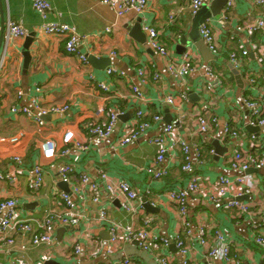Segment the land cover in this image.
Instances as JSON below:
<instances>
[{
  "label": "crops",
  "instance_id": "1",
  "mask_svg": "<svg viewBox=\"0 0 264 264\" xmlns=\"http://www.w3.org/2000/svg\"><path fill=\"white\" fill-rule=\"evenodd\" d=\"M52 11L50 20L63 21L70 24L80 35V48L83 52L97 57H109L111 64L97 67L91 61L84 63L77 55L67 52L65 39L50 35L40 29L41 17L33 8V0H2L0 3V61L4 54L3 67L0 70V136L14 135L24 132L25 136L17 145L0 141V169L17 172V182L12 186L8 181H0V201L7 198L18 199L17 214L23 218L42 220L50 209L63 212L67 209L60 199L61 193L74 198L82 194L81 176L89 174L97 177L101 170L110 176L127 180L134 187L142 202V210L137 216L124 210L119 198L113 197L101 187V199L93 202L85 197L81 203L83 218L74 226L57 225L55 239L48 244L33 245L31 236L22 232L13 233V243L6 241L0 246V264H46L47 260H56L63 264H117L122 255L133 258L131 264H158L157 255L163 246L156 247L152 253L139 249L136 242L124 244L122 251L107 252L110 237L109 229L113 222L123 226L133 225L135 228L144 226L149 216H155L153 232L168 238L171 242L168 251L177 261L188 264H203L206 260L204 249L195 240L196 220L205 219L211 234L217 229L233 242L232 253L240 259L241 264H263L264 249L253 240V232L248 218H235V210L225 205L216 204L207 197L208 188L219 175L230 179L248 174L254 181V190L244 199L249 201L254 210H264V169H250L245 172L233 170L230 160L238 149L256 150L264 155V126L257 132L247 129L248 111L242 102L246 84V72L238 69L242 83L230 68L228 52L218 59L205 61L192 40L186 47L192 48L196 69L184 80H178L167 68L168 60L149 47V39L145 33L148 47L130 35L131 26L141 19V26L149 25L160 33L161 40L170 52L173 60H180L183 50V39H188L194 14L188 4L190 0H181L185 10L175 22H170L169 13L178 10L174 0H149L147 10L138 16L135 12L118 15L112 8L99 0H49ZM225 8V7H224ZM264 16V7L255 4V0H236L235 6L224 14V22L211 17L206 22L212 25L219 43H225L228 51H239L241 46L251 48L252 43L264 45V31L252 35L249 40L245 34L237 31L239 24ZM11 18L20 22L29 32L34 33L27 45V37L6 38V22ZM106 28H111L107 32ZM88 37V38H87ZM5 38V39H3ZM29 48L31 60L25 62V48ZM251 51L250 59H246L245 69L256 67L255 56ZM1 64V63H0ZM211 65L223 74L222 87L215 93L204 90L206 67ZM116 67L125 72V77L108 76L107 69ZM146 71L145 82L137 74L138 69ZM155 73L160 78L154 77ZM105 81L110 91L106 92L94 81ZM137 85L143 94L142 99L136 96L133 86ZM43 88V105L52 103L68 104L70 108L64 113H50L43 116L44 124L28 118L26 115H13L10 106L18 104L36 94V88ZM23 92L22 100L17 92ZM189 93L188 101H181L182 92ZM168 96L176 98L175 103L166 101ZM105 106L106 110L120 108L121 114L114 131L105 139L91 134L87 125L94 121L105 122L108 115H97V109ZM209 109V116L218 117V124L212 125L207 132H198L196 113H204ZM141 108L145 119L151 122L139 139L120 145L118 139L124 135L134 122L136 111ZM122 115V116H121ZM155 115H162L163 121H154ZM183 117L184 122L178 126L179 136L186 140L191 148L196 143L203 144L205 149L204 166L196 169L201 175L203 189L188 197L187 207L192 223V235L186 236L179 227L178 205L166 196L171 187H181L186 183L188 173L182 169L183 155L178 146H171L165 155L162 165L167 167L168 174L163 179H153L145 169L151 166L159 152V145L153 139L162 133L164 123L176 122ZM225 123L238 126L241 137L223 136ZM198 132V134H196ZM68 133H72L73 141L65 142ZM54 140L58 149H69L63 156L57 151L52 158L42 155L43 141ZM218 140L222 146V155L215 153L213 141ZM79 141L87 149L76 147ZM262 146V148H258ZM243 148V149H242ZM210 150H213L212 154ZM13 155L22 157V165L12 160ZM45 167V184L39 192L29 188V178L34 164ZM65 163H72L75 171L70 175L65 187L61 186L59 168ZM233 189L225 196V201L234 197ZM75 199V198H74ZM150 203V208L145 206ZM107 213V221L98 216L101 210ZM264 216L263 214H261ZM37 228L38 223L32 221ZM178 235L182 236L187 252H181L175 246ZM9 237V236H8ZM213 240V239H212ZM211 240V241H212ZM98 242H103L99 244ZM81 245V252L76 253L74 246ZM25 247L24 249L22 247ZM215 264H225L214 259Z\"/></svg>",
  "mask_w": 264,
  "mask_h": 264
},
{
  "label": "built area",
  "instance_id": "2",
  "mask_svg": "<svg viewBox=\"0 0 264 264\" xmlns=\"http://www.w3.org/2000/svg\"><path fill=\"white\" fill-rule=\"evenodd\" d=\"M102 4L112 8L118 15H125L128 12H135L138 16L143 14L149 5V0H99ZM212 0H190L189 8L195 14L204 4L211 3ZM236 0H227L224 14L228 15L229 11L235 6ZM174 4H178L177 11L169 13L170 22L175 23L180 17L181 12L185 10L181 0H174ZM255 4L264 7V0H255ZM33 8L41 17L40 29L50 35L60 36L65 39V48L67 52L77 55L84 63L89 62L88 53H85L80 48V41L86 38L76 32L75 28L68 23L58 20H50L49 15L52 11V5L49 0H33ZM144 31L147 33L149 39V47L158 52L162 57L169 59L167 68L178 80H184L187 75L196 69L198 60L195 59L192 48H187L182 54L180 60H173L170 57V52L160 37L159 31L154 27L142 24ZM237 31L242 32L252 40V35L260 31H264V16L255 18L244 24H239L236 27ZM6 38L5 41L26 37L29 35L28 30L18 21L9 18L6 22ZM106 31H111V28H106ZM200 33L202 39L205 41L209 50L221 56L228 52V59L230 64L240 71L246 72V84L243 90L242 102L248 111V124L250 126H264V45L252 43L251 48L241 46L239 51H228L225 43H219L215 31L208 22H205L201 28ZM88 38V37H87ZM251 51L255 56L256 67L252 65L245 69L246 59H250ZM4 54L0 61V70L3 67ZM137 74L142 82H145L146 71L143 68L138 69ZM108 76L125 77V72L118 70L116 67H109L107 69ZM156 79L160 78L159 73H155ZM223 74L217 72L213 66L206 67V80L204 82V90L207 93H215L218 88L222 87L224 78ZM96 81L100 88L106 92L110 91L109 85L105 81ZM133 90L139 99L144 98L142 92L137 85L133 86ZM43 88L37 87L36 94L29 97L26 102L20 101L18 104L10 106V111L13 115H26L28 118L43 125V116L50 113H64L70 106L68 104L52 103L49 106L43 105ZM17 97L20 100L25 95L19 90ZM2 94L0 93V101ZM181 101L189 100V93L182 92L179 95ZM166 101L170 104L175 103L174 96H168ZM209 109L205 108L204 113H196L198 121V132H207L212 125L218 124V117L215 115L209 116ZM108 115V120L105 122L94 121L87 125L91 134L97 135L101 139H105L114 131L116 122L121 114L118 106L115 109L106 110L105 106L97 109V115ZM154 121L160 123L163 121L162 115H155ZM184 118H179L176 122L164 123L162 133L157 135L153 142L159 145V152L156 161L146 167L145 172L153 179H163L168 174L167 167H164L165 155L169 149L168 142L171 146H178L183 155L182 169L188 173L186 183L181 187H171L166 190V196L178 205V219L179 227L182 233L186 236L192 235V223L188 214V197L197 194L203 189V182L201 175L195 173L196 169L204 166L205 149L203 144L196 143L195 147L191 148L190 144L182 139L178 134V126L182 125ZM151 126V122L145 119L144 111L139 108L136 111L134 122L127 129L122 137L118 139L120 145H127L140 138L142 133ZM198 132L196 134H198ZM24 132H19L14 135L0 136V141L9 143L11 145L19 144L24 138ZM223 136L231 138H240V128L230 123H225L223 128ZM73 141L72 133H68L65 137L66 143ZM76 147L87 149V146L79 141H74ZM41 152L46 158H52L57 154L67 156L69 149H58L57 143L54 140L43 141L41 145ZM262 148V146L258 147ZM243 149V148H242ZM213 154L214 151L210 150ZM12 160L17 162L18 166L22 165V157L13 155ZM230 167L233 170L245 172L250 169H264V155H258L256 150H241L234 152L230 160ZM13 170L0 169V181H8L12 186L16 185L17 172ZM75 171V166L72 163H65L59 168L61 180L69 181L70 175ZM45 167L41 164H34L29 178V188L32 192H39L45 184ZM237 176L230 179L227 176L219 175L214 182H211L208 188L207 197L216 204L225 205L226 207L235 210V218H248L251 223L250 227L253 232L254 242L264 249V210H254L253 205L246 200L239 199L254 190V181L252 176ZM113 197L119 198L121 205L133 216H137L142 210L141 197L138 191L125 179H119L110 176L106 171L101 170L97 177H92L89 174H82L81 188L82 194L80 198L74 195V198L67 194L61 193L60 199L63 201L67 209L63 212H58L55 209H50L42 220L35 218H23L17 214L18 199L7 198L0 201V246L3 242L13 243L14 239L10 237L13 233H25L31 236L33 245L48 244L55 239L57 225L78 226L81 223L83 214L81 213L80 204L85 202V197H90L93 202H99L101 199V187ZM233 189L235 195L231 199L225 201V196L229 194V190ZM98 219L107 221V213L101 210ZM155 216H149L144 221V226L135 228L133 225L123 226L120 223L113 222L110 225V237L107 243V252L122 251L124 244L136 242L139 249L146 253H152L153 250L160 245L163 246L159 255H157L158 264H188L187 261H176L173 255L168 251L171 242L168 238L157 235L153 232L155 224ZM32 221L38 223L37 228L32 224ZM195 240L204 249L206 253V260L203 264H215L214 259H219L225 264H241L240 259L235 257L232 253V240L220 228L211 234V230L206 226L205 219L200 218L196 220L195 225ZM9 236V237H8ZM213 239V240H212ZM212 240V241H211ZM102 244L103 242H98ZM175 246L183 253L187 252L185 240L181 235H178L175 240ZM25 248L24 246L22 247ZM76 253L81 252V245L78 243L74 246ZM133 258L129 255H122L118 259L117 264H131ZM22 264H28L22 262ZM40 264V263H38ZM264 264V263H263Z\"/></svg>",
  "mask_w": 264,
  "mask_h": 264
},
{
  "label": "water",
  "instance_id": "3",
  "mask_svg": "<svg viewBox=\"0 0 264 264\" xmlns=\"http://www.w3.org/2000/svg\"><path fill=\"white\" fill-rule=\"evenodd\" d=\"M227 0H212L211 3L209 4H204L195 14L192 20V26L190 29V32L188 34V39L185 37V40L183 39V50L186 51L187 47V42L188 40H192L203 56L205 61H210L213 59H218V56L213 54L208 46L206 45L205 41L201 37L200 33V28L201 26L206 22L211 17L218 18L220 19L221 22H224L223 18V9L226 5ZM0 3H2V0H0ZM130 35L135 38L136 40L144 43V47H148V43H146V37L145 33L142 31V26H141V19H138L137 23L130 28ZM34 36V33H31L27 37V45L30 43V40ZM24 56H25V62L28 64L31 60L30 56V50L29 48H25ZM89 61H91L95 66L97 67H104L108 66L111 64V60L109 57H97L95 55H89L88 57ZM230 68L234 71L236 74V79L238 80L239 83H242V78L241 74L238 70H236L231 64H229ZM47 116V115H46ZM122 116V115H121ZM45 117V116H44ZM247 129L252 132H257L259 129H261L260 126H247ZM213 145L215 146V153L222 155V146L220 145L218 140H215L212 142ZM61 186L65 187L67 184L66 181H61L60 182ZM245 197H239V199H244ZM147 200L145 199V202ZM145 206L147 208H150V203L146 202ZM46 264H63L60 263L56 260H47Z\"/></svg>",
  "mask_w": 264,
  "mask_h": 264
}]
</instances>
